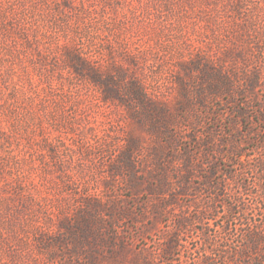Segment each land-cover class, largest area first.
Segmentation results:
<instances>
[{
	"label": "rangeland",
	"instance_id": "1",
	"mask_svg": "<svg viewBox=\"0 0 264 264\" xmlns=\"http://www.w3.org/2000/svg\"><path fill=\"white\" fill-rule=\"evenodd\" d=\"M256 233L264 0H0V264H252Z\"/></svg>",
	"mask_w": 264,
	"mask_h": 264
},
{
	"label": "trees",
	"instance_id": "2",
	"mask_svg": "<svg viewBox=\"0 0 264 264\" xmlns=\"http://www.w3.org/2000/svg\"><path fill=\"white\" fill-rule=\"evenodd\" d=\"M251 239L254 240L253 241V245H255L256 247H258L260 244L264 243V236L261 235L260 233H256L254 235L251 236ZM255 260V261H254ZM252 260V264H264V260L262 259H254Z\"/></svg>",
	"mask_w": 264,
	"mask_h": 264
}]
</instances>
